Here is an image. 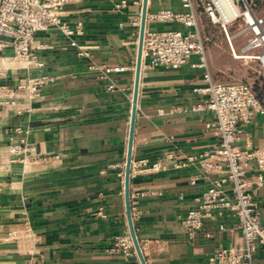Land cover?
Listing matches in <instances>:
<instances>
[{
	"label": "crops",
	"instance_id": "0c3cea01",
	"mask_svg": "<svg viewBox=\"0 0 264 264\" xmlns=\"http://www.w3.org/2000/svg\"><path fill=\"white\" fill-rule=\"evenodd\" d=\"M121 1L126 8L116 7ZM142 9L143 0L68 6L63 19L82 28L76 40L91 59L56 29L38 34L45 66L34 74L49 81L37 98L0 105V163L10 145H26L0 166V264H142L137 253L113 251L118 237L131 235L125 187ZM162 10L186 11L180 0H149L147 30H188L150 20ZM195 62L165 68L143 55L130 195L147 264H210L217 248L241 242L231 210L207 220L194 238L182 224L211 184L199 165H180L219 144L213 115L194 109L205 98L195 88L207 84V70ZM25 77L16 70L10 80ZM238 145L264 148V116L244 128ZM157 162L163 169L150 170ZM254 197L264 224V187ZM255 264H264V246Z\"/></svg>",
	"mask_w": 264,
	"mask_h": 264
},
{
	"label": "built area",
	"instance_id": "2783aa9c",
	"mask_svg": "<svg viewBox=\"0 0 264 264\" xmlns=\"http://www.w3.org/2000/svg\"><path fill=\"white\" fill-rule=\"evenodd\" d=\"M86 0H0V105L4 106L24 97L37 98L49 78L35 75L45 64L38 55L43 48L37 41L38 34L58 30L78 54L91 59V50L80 44L76 36L84 35L80 26L72 28L64 18L68 6ZM185 12L162 10L149 15L150 20L160 23H179L188 30H147L143 55L151 59L153 66L178 69L197 57L195 67L207 70L205 86L195 88L204 101L196 111L213 115L212 127L219 144L199 156H190L180 166L197 164L210 181L209 189L197 199L182 221L191 238L205 228L207 220H216L231 210L238 218L241 242L228 248H217L210 257V264H255V256L264 246V224L255 202L254 193L264 187V148L243 150L238 142L244 128L258 115L264 116V99L247 82H216L210 73L206 51L207 38L202 32L200 11L213 25L219 26L230 45L235 58V43L239 37H249L243 48L245 58L259 61L264 79V0H180ZM126 8L127 2L116 4ZM233 26H240L231 34ZM249 54V55H248ZM16 70L25 71V81L11 82ZM121 69H117L120 71ZM115 88V84L109 86ZM24 142V141H22ZM26 145H10L8 159L0 166L10 164L20 157ZM20 160V159H19ZM24 161V159H22ZM163 164L157 162L150 170L160 171ZM214 175V176H213ZM225 230L224 225H220ZM211 236V234H207ZM113 251L125 257L136 255L131 235L116 239Z\"/></svg>",
	"mask_w": 264,
	"mask_h": 264
},
{
	"label": "rangeland",
	"instance_id": "374dc122",
	"mask_svg": "<svg viewBox=\"0 0 264 264\" xmlns=\"http://www.w3.org/2000/svg\"><path fill=\"white\" fill-rule=\"evenodd\" d=\"M199 17L202 32L207 38L206 51L213 79L221 83L247 82L264 96V79L260 73L259 61L252 58L255 53H250L251 58H235L219 26L213 25L203 11H200ZM240 29V26H233L230 33L236 34ZM248 38L241 36L236 41L238 54H246L243 53V48L247 45Z\"/></svg>",
	"mask_w": 264,
	"mask_h": 264
},
{
	"label": "water",
	"instance_id": "95a60500",
	"mask_svg": "<svg viewBox=\"0 0 264 264\" xmlns=\"http://www.w3.org/2000/svg\"><path fill=\"white\" fill-rule=\"evenodd\" d=\"M148 2L149 0H143L139 52H138V59H137V75H136V83H135V91H134V99H133V114H132V121H131V128H130L129 154H128V159H127L126 187H125L126 207H127V215H128V220H129L131 237L134 243L136 253L138 254L142 264H147V262L143 255L141 246L139 244L137 233H136L134 222H133L132 208H131V195H130V181H131V167H132V154H133V140H134V134H135L137 103H138V96H139L141 66H142V60H143L144 39H145V33L147 29Z\"/></svg>",
	"mask_w": 264,
	"mask_h": 264
},
{
	"label": "bare ground",
	"instance_id": "6f19581e",
	"mask_svg": "<svg viewBox=\"0 0 264 264\" xmlns=\"http://www.w3.org/2000/svg\"><path fill=\"white\" fill-rule=\"evenodd\" d=\"M245 56L244 55H241V56H238L237 58H244Z\"/></svg>",
	"mask_w": 264,
	"mask_h": 264
},
{
	"label": "trees",
	"instance_id": "16d2710c",
	"mask_svg": "<svg viewBox=\"0 0 264 264\" xmlns=\"http://www.w3.org/2000/svg\"><path fill=\"white\" fill-rule=\"evenodd\" d=\"M259 93V92H258ZM260 94V93H259ZM260 96L263 98L264 96L262 94H260Z\"/></svg>",
	"mask_w": 264,
	"mask_h": 264
}]
</instances>
